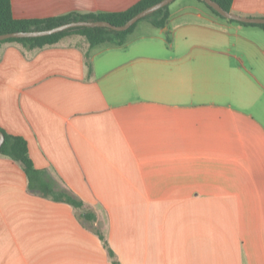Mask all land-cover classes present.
Instances as JSON below:
<instances>
[{
    "label": "crops",
    "instance_id": "obj_1",
    "mask_svg": "<svg viewBox=\"0 0 264 264\" xmlns=\"http://www.w3.org/2000/svg\"><path fill=\"white\" fill-rule=\"evenodd\" d=\"M137 1L11 8L42 18ZM169 10L165 27L141 20L122 46L78 34L0 43V128L95 213L120 264H264V31L198 0ZM231 12L264 17V0ZM79 212L30 192L22 165L0 155V264H112Z\"/></svg>",
    "mask_w": 264,
    "mask_h": 264
},
{
    "label": "trees",
    "instance_id": "obj_2",
    "mask_svg": "<svg viewBox=\"0 0 264 264\" xmlns=\"http://www.w3.org/2000/svg\"><path fill=\"white\" fill-rule=\"evenodd\" d=\"M158 1L159 0H139L125 10L113 12L79 13L73 11L62 15L42 18H15L12 13L11 0H0V34L12 31L43 30L62 23L78 20H105L112 24L120 25L126 22L130 17L135 15L140 10ZM198 1L201 2L215 16L226 19L222 17L217 11L208 6L204 1ZM214 1H216L225 10L231 11V4L233 0ZM169 5L157 10L151 15L140 19L139 21L145 19L157 28L165 27L169 19ZM227 20L238 22L230 19ZM138 22L122 32L102 27H74L47 36L36 38H9L0 41V43L18 42L25 48L33 49L41 48L45 45L55 44L67 35L78 34L84 36L91 47L107 43L116 46H122L126 43L128 36L134 30ZM238 23H241L243 25L258 26L264 31V24H251L243 22ZM165 39L167 42L171 41V36L168 32L165 35ZM88 67L90 73V62H88ZM0 130L4 134V141L0 145V155L7 156L22 165L23 170L27 176L28 189L30 192L50 198L54 201L68 203L72 207L77 209H81L82 207H84V201L80 197L75 195L70 189L63 186L48 169H39L34 166L33 161L29 156L27 141L24 137L7 133L2 128H0ZM78 217L85 227L92 229L101 239V241L103 242V246L107 250V254L111 260V263L120 264V262L116 258L115 252L109 246L107 239L102 233L100 226L94 224V222L96 221L95 213L91 210L82 209L78 213Z\"/></svg>",
    "mask_w": 264,
    "mask_h": 264
},
{
    "label": "water",
    "instance_id": "obj_3",
    "mask_svg": "<svg viewBox=\"0 0 264 264\" xmlns=\"http://www.w3.org/2000/svg\"><path fill=\"white\" fill-rule=\"evenodd\" d=\"M173 0H159L158 2L140 10L135 15L130 17L126 22L120 25L112 24L105 20H78V21H70L66 23L59 24L57 26L43 29V30H29V31H12L7 33L0 34V41L9 39V38H36L41 36H47L55 33H59L74 27H102L109 28L114 31L122 32L130 28L140 19L151 15L157 10L169 5ZM212 9L217 11L222 17L230 20H235L243 23H251V24H264V17H250L240 15L231 11L225 10L214 0H202ZM4 141V134L0 130V145Z\"/></svg>",
    "mask_w": 264,
    "mask_h": 264
},
{
    "label": "rangeland",
    "instance_id": "obj_4",
    "mask_svg": "<svg viewBox=\"0 0 264 264\" xmlns=\"http://www.w3.org/2000/svg\"><path fill=\"white\" fill-rule=\"evenodd\" d=\"M148 22V20H143L142 21V23H147ZM262 119H263V121H264V117L262 116ZM254 150V157H253V159H254V161H255V166H257L258 168H260V163L262 164V162H261V159H260V154H259V152L257 151V149H253ZM87 210V208H85V206L84 207H82L80 210Z\"/></svg>",
    "mask_w": 264,
    "mask_h": 264
}]
</instances>
